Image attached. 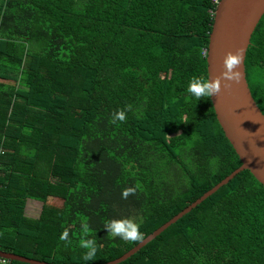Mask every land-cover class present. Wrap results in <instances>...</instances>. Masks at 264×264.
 Masks as SVG:
<instances>
[{
	"label": "trees",
	"instance_id": "trees-1",
	"mask_svg": "<svg viewBox=\"0 0 264 264\" xmlns=\"http://www.w3.org/2000/svg\"><path fill=\"white\" fill-rule=\"evenodd\" d=\"M218 1L0 0V251L109 263L240 167L188 92ZM244 68L264 116V15ZM120 264H264V188L239 173Z\"/></svg>",
	"mask_w": 264,
	"mask_h": 264
},
{
	"label": "water",
	"instance_id": "water-1",
	"mask_svg": "<svg viewBox=\"0 0 264 264\" xmlns=\"http://www.w3.org/2000/svg\"><path fill=\"white\" fill-rule=\"evenodd\" d=\"M263 15L264 0H219L206 52L207 81L219 86V91L209 97L214 115L229 146L237 155L240 167L127 253L106 264H120L132 257L243 171H248L264 188V116L251 96L244 68L250 38ZM229 54L239 58L231 80L223 76L227 71L225 59ZM0 257L10 262L48 264L2 251Z\"/></svg>",
	"mask_w": 264,
	"mask_h": 264
},
{
	"label": "clouds",
	"instance_id": "clouds-1",
	"mask_svg": "<svg viewBox=\"0 0 264 264\" xmlns=\"http://www.w3.org/2000/svg\"><path fill=\"white\" fill-rule=\"evenodd\" d=\"M239 58L229 54L225 59V66L227 71L223 74L225 79L231 80L233 79V69L238 65ZM219 91V86L217 83H211L208 81L194 79L190 82L188 87V92L191 93L197 100L201 97H211ZM117 119L123 121L125 116L123 113H120L117 116ZM125 196L128 193H124ZM107 232L111 233L113 236H118L123 240L130 241H139L142 239V235L138 231V226L135 223L130 221H122V222H110L105 226ZM91 245V242H89ZM95 248L93 246V251L88 254L89 258L92 254H94Z\"/></svg>",
	"mask_w": 264,
	"mask_h": 264
},
{
	"label": "rangeland",
	"instance_id": "rangeland-1",
	"mask_svg": "<svg viewBox=\"0 0 264 264\" xmlns=\"http://www.w3.org/2000/svg\"><path fill=\"white\" fill-rule=\"evenodd\" d=\"M48 202L51 203V204L60 205L59 202L54 201V200H50ZM33 208H34V206H33ZM37 208L36 209H30L29 207H27L26 210H25L26 215L27 216H32V215L36 214L38 212V209Z\"/></svg>",
	"mask_w": 264,
	"mask_h": 264
},
{
	"label": "crops",
	"instance_id": "crops-1",
	"mask_svg": "<svg viewBox=\"0 0 264 264\" xmlns=\"http://www.w3.org/2000/svg\"><path fill=\"white\" fill-rule=\"evenodd\" d=\"M33 206H34V208H33ZM38 206H39L38 203H35V202H28V206H27V207H29L30 209H36ZM27 207H26V208H27ZM25 210H26V209H25Z\"/></svg>",
	"mask_w": 264,
	"mask_h": 264
},
{
	"label": "built area",
	"instance_id": "built-area-1",
	"mask_svg": "<svg viewBox=\"0 0 264 264\" xmlns=\"http://www.w3.org/2000/svg\"><path fill=\"white\" fill-rule=\"evenodd\" d=\"M1 154H2V152H0V155H1ZM0 167H1V166H0ZM8 263H10V261H8V260H6V259L0 257V264H8Z\"/></svg>",
	"mask_w": 264,
	"mask_h": 264
}]
</instances>
